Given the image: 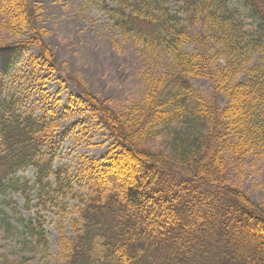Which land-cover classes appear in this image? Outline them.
I'll use <instances>...</instances> for the list:
<instances>
[{"label":"trees","instance_id":"obj_1","mask_svg":"<svg viewBox=\"0 0 264 264\" xmlns=\"http://www.w3.org/2000/svg\"><path fill=\"white\" fill-rule=\"evenodd\" d=\"M175 1L99 0L142 59L141 88L113 105L75 87L76 104L114 142L72 173L54 167L53 109L43 105L38 115L18 94L3 97L0 77V222L25 250L48 251L50 213L65 264H264V206L237 185L246 168L264 165V0ZM6 35L16 40L14 52L38 51L29 59L34 67L57 71L28 0H0ZM196 79L210 82V94L193 89ZM176 122L184 128L173 135L175 153L150 148ZM27 169L31 178L18 175Z\"/></svg>","mask_w":264,"mask_h":264},{"label":"rangeland","instance_id":"obj_2","mask_svg":"<svg viewBox=\"0 0 264 264\" xmlns=\"http://www.w3.org/2000/svg\"><path fill=\"white\" fill-rule=\"evenodd\" d=\"M28 1L36 11L37 26L44 43L52 52L57 71H41L34 67L29 59L39 56L35 48L14 52L9 46L16 40L2 36L0 39L5 48L0 49V77L6 85L1 86L2 96L18 94L23 100L22 107L36 110L38 115L43 105L53 109L57 124L53 138L60 144L59 157L54 166L66 165L72 173L83 158H103L114 142L110 134L97 124L98 119L86 107L76 104L79 95L75 87L82 85L90 94L113 105L125 101L141 88L139 72L142 59L129 41H121L108 18L98 8L99 0ZM176 3L171 0V5ZM244 22L247 30L253 28L249 18H245ZM189 49L194 50L195 46L190 45ZM11 76L17 79L11 81ZM192 86L205 96L211 92L210 82L206 79L193 80ZM218 104L221 107L225 104L222 96H218ZM192 125L199 131V124ZM171 128V133L153 138L150 148L170 155L175 153L173 135L181 133L184 126L176 122ZM190 142L188 139L181 145L188 147ZM31 173L28 170L25 176L30 178ZM237 185L248 200L264 206L262 163H256L253 170L246 168ZM11 202L18 205L15 209L22 217L27 216V211L23 209L24 200L19 194L12 195ZM8 215L14 219L13 213L8 212ZM47 219L44 226L49 233L46 253L41 252V248L25 250L15 234L6 235L0 227V264H65L57 233L54 225L50 224L55 220L53 216ZM66 232L71 236L68 225Z\"/></svg>","mask_w":264,"mask_h":264}]
</instances>
